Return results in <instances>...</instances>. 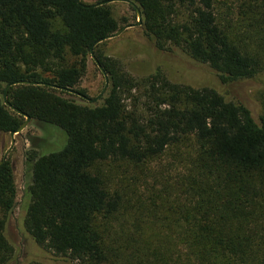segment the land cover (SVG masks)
<instances>
[{"label":"trees","instance_id":"trees-1","mask_svg":"<svg viewBox=\"0 0 264 264\" xmlns=\"http://www.w3.org/2000/svg\"><path fill=\"white\" fill-rule=\"evenodd\" d=\"M92 1L130 2L158 51H181L223 84L264 74V13L239 26L219 17L216 0ZM89 6L0 0V134L26 121L4 104L8 86L21 82L29 85L12 87L8 101L41 133L28 138L25 154L26 234L72 264H109L102 222L118 215L125 199L110 192L101 167L126 168L137 186L169 151L188 149L184 184H164L163 196L149 198L153 209L127 214V227L137 228L133 245L152 264H264V113L256 123L241 102L209 87L173 83L161 68L132 77L101 51L103 44L95 47L120 30L111 6ZM92 50L109 86L87 102L78 86ZM68 90L77 99L67 98ZM163 197V232H147V223L134 218L155 215ZM16 199L7 159L0 167V264L16 257L7 237ZM140 222L146 226L138 228ZM181 250L185 257L170 263Z\"/></svg>","mask_w":264,"mask_h":264},{"label":"rangeland","instance_id":"rangeland-1","mask_svg":"<svg viewBox=\"0 0 264 264\" xmlns=\"http://www.w3.org/2000/svg\"><path fill=\"white\" fill-rule=\"evenodd\" d=\"M85 5H92V0H82ZM114 18L120 24V30L126 29L118 38L105 41L101 51L107 56L120 61L127 73L132 77L141 79L161 68L173 83L190 86L195 89L209 87L215 89L228 101L241 102L252 114L256 123L260 122L264 113V74L255 79L235 83L223 84L217 74L207 65L194 62L181 51L171 49L165 52L158 51L146 37L142 26L138 27L139 19L136 10L126 2L110 4ZM216 12L222 20L233 22L239 26L249 23L252 16L259 17L264 13V0H216ZM119 30V31H120ZM105 77L90 56L87 61V73L81 80L78 89L86 92L89 99L94 100L101 95L105 88ZM77 99L76 96H66ZM41 136L40 131L32 122L27 129L16 137V145L10 153L8 160L14 166V175L17 187L16 207L7 225V237L13 244L16 257L10 264H72L68 259L58 257L47 252L35 244L26 234L23 226L24 211L22 208L23 191L28 183L25 176V154L30 149L29 137ZM11 147L9 134H0V161ZM189 150L169 151L162 159L154 162L150 168L154 172L144 176L137 186L130 182L132 176L125 174L126 168L114 165L101 167L111 193L124 197V207L115 217L104 220L102 230L109 252V264H152L145 253L138 251L133 245L132 237L135 228L127 227L130 211L135 209L141 213L144 209H153L150 196H163L164 184L170 186L183 185L185 175L184 166L188 164ZM138 191V195L135 194ZM171 191V189L169 190ZM166 196V195H165ZM164 197L156 199L158 211L155 215L136 216L147 223V232L162 231L161 218L165 213ZM142 206V207H140ZM139 213V214H140ZM154 217L156 219H154ZM157 218H160L157 220ZM145 227L146 224H137ZM174 254L172 261L177 257H185V250ZM153 260H155L153 258ZM169 260H167L168 263Z\"/></svg>","mask_w":264,"mask_h":264},{"label":"water","instance_id":"water-1","mask_svg":"<svg viewBox=\"0 0 264 264\" xmlns=\"http://www.w3.org/2000/svg\"><path fill=\"white\" fill-rule=\"evenodd\" d=\"M79 3L82 4V0H79ZM112 3H115V2H105V3H100V4L90 5L89 7H91V8H92V7H94V8H95V7H103V6H108V5L112 4ZM126 3L130 4V2H126ZM135 10H136V13H137V16H138V19H139V23H138L137 26L140 27V26L142 25V15H141V12H140V10H139L138 8L135 7ZM128 28H130V27H125V28H123L122 30H120V31H118L117 33H115L114 35L108 36V37H106L104 40L99 41V42L95 45V47H97L98 45L104 43L105 41L112 40V39H115V38L120 37V36L122 35V33H123L126 29H128ZM95 47H94V48H95ZM91 57H92V59L95 61V63H96V65L98 66L99 70L102 72L103 76L105 77L106 85H105V88H104L103 92L101 93V95H100L99 97H97L96 99L91 100V99H88V98H87V99H86V98H83V99H85L87 102L98 101V100H99V99L105 94V92H106V90H107V88H108V86H109L108 76H107L106 72L104 71L103 67L100 65L99 61L97 60V58H96V56H95V54H94V50H92V52H91ZM18 85H29V83L21 82V83H16V84H14V85H10V86H8V88H7L6 92H5V95H4V104H5L6 107H8L9 109H11L12 111H14L15 113H17L18 115L24 117V118L26 119V121H25V123H23V124L21 125V127H20L18 130H16V131H14V132H12V133L9 134V135H10V138H11V147H10V149L5 153L3 159L0 161V167L3 166V165L6 163V161H7L8 157H9L10 153H11L12 150L14 149V147H15V145H16V137H17V136H20V135H21V134L27 129V127L32 123V119H31L28 115H25V114H23L22 112H20V111L16 110L15 108H13V107L11 106V104L9 103V101H8V92H9V90H10L12 87H15V86H18ZM68 91H69L70 93L74 94V92H72V91H70V90H68ZM79 97L82 98L81 96H79Z\"/></svg>","mask_w":264,"mask_h":264}]
</instances>
